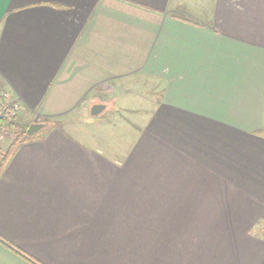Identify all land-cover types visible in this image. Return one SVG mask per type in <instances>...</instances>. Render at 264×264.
<instances>
[{
    "label": "crops",
    "instance_id": "0c3cea01",
    "mask_svg": "<svg viewBox=\"0 0 264 264\" xmlns=\"http://www.w3.org/2000/svg\"><path fill=\"white\" fill-rule=\"evenodd\" d=\"M178 4L0 0V105L51 125L0 174V264H264V0ZM106 96L147 113L117 159L54 122Z\"/></svg>",
    "mask_w": 264,
    "mask_h": 264
},
{
    "label": "rangeland",
    "instance_id": "374dc122",
    "mask_svg": "<svg viewBox=\"0 0 264 264\" xmlns=\"http://www.w3.org/2000/svg\"><path fill=\"white\" fill-rule=\"evenodd\" d=\"M206 1L177 0V3L180 2L178 5H181L182 8H186V5L189 7L188 9L180 10V21L178 20V22H186L184 16L194 23L203 21V8H206ZM133 103H138L143 106L145 104L142 100H137ZM97 104L105 105V110L99 116L92 117L90 115V108ZM115 109L112 102L106 96V98L100 99L99 102L92 105L86 103V105L76 109L71 114L56 119L54 122L62 124L64 131L74 136L77 140H84L83 143L87 146H98L105 155L113 156L117 159L124 156L125 152L133 144L134 137L139 131V124L145 120L147 113H133L132 111ZM15 122L19 123L18 119ZM3 130L4 128L0 127V131L3 132ZM10 141L11 138L7 136L5 139V147L9 145Z\"/></svg>",
    "mask_w": 264,
    "mask_h": 264
},
{
    "label": "trees",
    "instance_id": "16d2710c",
    "mask_svg": "<svg viewBox=\"0 0 264 264\" xmlns=\"http://www.w3.org/2000/svg\"><path fill=\"white\" fill-rule=\"evenodd\" d=\"M46 127L39 132L38 135L26 137L25 131L28 126L25 127H18L13 122H7L5 117L3 116L2 119H0V127H3V133L11 138V141L9 145L5 148L4 151L0 149V174L2 172V169L6 165L10 155L14 152V150L19 146L20 144L30 141V140H38L42 139L44 134L49 130V127L51 126L49 123H45Z\"/></svg>",
    "mask_w": 264,
    "mask_h": 264
},
{
    "label": "built area",
    "instance_id": "2783aa9c",
    "mask_svg": "<svg viewBox=\"0 0 264 264\" xmlns=\"http://www.w3.org/2000/svg\"><path fill=\"white\" fill-rule=\"evenodd\" d=\"M18 103L11 99L10 95L5 94L3 95V102L0 105V114L4 110V117L7 122H12L13 118L16 116L18 112ZM6 135L0 131V148L4 144L5 145V139Z\"/></svg>",
    "mask_w": 264,
    "mask_h": 264
},
{
    "label": "water",
    "instance_id": "95a60500",
    "mask_svg": "<svg viewBox=\"0 0 264 264\" xmlns=\"http://www.w3.org/2000/svg\"><path fill=\"white\" fill-rule=\"evenodd\" d=\"M105 110V105H101V104H97V105H93L90 108V115L92 117H97L99 116L103 111ZM4 110L1 112L0 114V119L3 118L4 115ZM46 127V124L44 123H34V124H30L26 131H25V136L26 137H31V136H35L38 135L39 132L41 130H43Z\"/></svg>",
    "mask_w": 264,
    "mask_h": 264
}]
</instances>
